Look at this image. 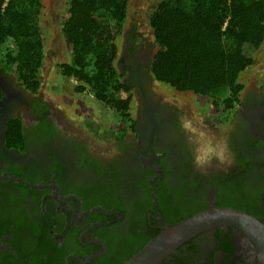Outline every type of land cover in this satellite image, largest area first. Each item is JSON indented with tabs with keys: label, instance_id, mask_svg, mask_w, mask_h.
Returning <instances> with one entry per match:
<instances>
[{
	"label": "flooded vegetation",
	"instance_id": "obj_1",
	"mask_svg": "<svg viewBox=\"0 0 264 264\" xmlns=\"http://www.w3.org/2000/svg\"><path fill=\"white\" fill-rule=\"evenodd\" d=\"M129 51L122 48L117 63L140 106L132 135L105 156L69 131L39 90L20 86L0 53V264H52L57 254L65 264H119L137 253L143 236L203 205L236 208L264 223V88L245 87L228 121L216 120L227 125L219 151L199 162L185 122L191 114L154 95L149 59ZM16 120L22 147L8 143ZM160 264L264 263L239 230L217 227Z\"/></svg>",
	"mask_w": 264,
	"mask_h": 264
},
{
	"label": "trees",
	"instance_id": "obj_2",
	"mask_svg": "<svg viewBox=\"0 0 264 264\" xmlns=\"http://www.w3.org/2000/svg\"><path fill=\"white\" fill-rule=\"evenodd\" d=\"M129 1L67 0L61 34L70 54L59 63L61 77L77 80L75 92L90 93L121 119L125 130H133L135 124L130 112L132 87L121 80L123 74L116 63L120 53L117 38L129 17ZM39 6L40 0H0L1 59L14 66L19 85L32 94L40 88L45 58ZM148 20L154 45L147 66L151 78L174 92L209 98V109H220L226 123L245 89L240 74L264 49V0H159ZM139 36L131 31V37ZM260 87L264 88V75ZM11 124L8 143L22 147L20 122ZM222 201L218 205L240 207ZM157 233L143 236L140 249ZM52 264H65L61 254Z\"/></svg>",
	"mask_w": 264,
	"mask_h": 264
},
{
	"label": "rangeland",
	"instance_id": "obj_3",
	"mask_svg": "<svg viewBox=\"0 0 264 264\" xmlns=\"http://www.w3.org/2000/svg\"><path fill=\"white\" fill-rule=\"evenodd\" d=\"M158 1H129V17L123 33L117 38L120 52L122 48L124 51L126 48L128 51L133 49L129 51V56H143V59L148 61V55L153 50L148 17ZM39 10V28L45 53L39 92L42 98L50 102V105L55 109L54 112L64 117L65 126L69 131L79 140H83L94 153L99 156L108 155L116 149L118 142L124 138V134H128L130 137L132 133L129 129H124L126 125L108 107L95 101L88 92L76 93L74 81L60 75L59 63L68 60L70 54V46L61 34V23L67 15V0H40ZM133 29L136 36L140 34L139 38L131 37ZM116 66L118 71L120 67L123 68L118 66V63ZM263 75L264 49H260L255 63L240 74L239 80L245 84V87L253 88L254 85L260 87V78ZM55 78L56 83H51ZM53 84L56 85L55 89ZM149 84L154 95L162 97L167 102L172 101L178 106H185L187 112L191 114L192 120L187 118L188 114H186L185 122L188 123L190 131L195 136V148L199 162L204 160L207 153L214 150L219 151L216 142L219 137L221 138L222 132L220 131H224L227 125H219L220 123L216 122L222 113L219 112L220 109L213 111L209 109L211 103L209 98L185 92H174L169 85L156 82L153 79ZM122 95H126V93L124 92ZM134 98L130 104V112L133 116L135 107L140 106V101L136 96Z\"/></svg>",
	"mask_w": 264,
	"mask_h": 264
},
{
	"label": "water",
	"instance_id": "obj_4",
	"mask_svg": "<svg viewBox=\"0 0 264 264\" xmlns=\"http://www.w3.org/2000/svg\"><path fill=\"white\" fill-rule=\"evenodd\" d=\"M217 227L239 230L247 241L254 244L264 263V223L236 208L211 206L162 227L161 231L123 264H160L184 242Z\"/></svg>",
	"mask_w": 264,
	"mask_h": 264
},
{
	"label": "clouds",
	"instance_id": "obj_5",
	"mask_svg": "<svg viewBox=\"0 0 264 264\" xmlns=\"http://www.w3.org/2000/svg\"><path fill=\"white\" fill-rule=\"evenodd\" d=\"M71 80H73L74 81V84H75V86L78 84V82H77V80L76 79H74V78H71ZM77 83V84H76ZM74 91H75V87H74ZM84 92H87V91H84ZM90 94V93H89ZM91 97L93 98V96L91 95ZM94 99V98H93Z\"/></svg>",
	"mask_w": 264,
	"mask_h": 264
}]
</instances>
